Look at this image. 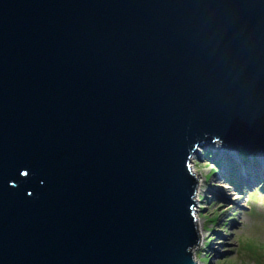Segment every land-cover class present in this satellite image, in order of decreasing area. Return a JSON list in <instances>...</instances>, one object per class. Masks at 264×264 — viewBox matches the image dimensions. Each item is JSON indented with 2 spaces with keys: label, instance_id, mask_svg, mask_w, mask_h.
<instances>
[{
  "label": "water",
  "instance_id": "water-1",
  "mask_svg": "<svg viewBox=\"0 0 264 264\" xmlns=\"http://www.w3.org/2000/svg\"><path fill=\"white\" fill-rule=\"evenodd\" d=\"M213 141L264 155V0H0V264H196Z\"/></svg>",
  "mask_w": 264,
  "mask_h": 264
},
{
  "label": "rangeland",
  "instance_id": "rangeland-1",
  "mask_svg": "<svg viewBox=\"0 0 264 264\" xmlns=\"http://www.w3.org/2000/svg\"><path fill=\"white\" fill-rule=\"evenodd\" d=\"M198 149L191 156L197 179L204 180L195 196L196 223L202 225L193 249L196 264H264V178L242 181L234 192L224 178L233 158L222 153V144L213 141ZM238 155L234 162L247 160L242 150ZM245 168L254 175L250 164Z\"/></svg>",
  "mask_w": 264,
  "mask_h": 264
},
{
  "label": "bare ground",
  "instance_id": "bare-ground-1",
  "mask_svg": "<svg viewBox=\"0 0 264 264\" xmlns=\"http://www.w3.org/2000/svg\"><path fill=\"white\" fill-rule=\"evenodd\" d=\"M201 149V148H200ZM199 152V149L197 150V153ZM196 153H194L192 155V157L195 156ZM226 155L225 156H228L230 155L233 160L231 161V169H230V172H227L226 176H224V178L226 180H228L227 182L230 184L231 186V190L235 192V188L237 186H239L240 182H246V181H253L256 179V177H259L260 178H264V155H261L259 157V160L256 161V159H249L247 158V160L245 161L244 160V163L246 165H249L250 164V167L254 170V175L252 176H249V173L247 175V170H246V165L243 163V162H240V163H237V162H234L235 158H237L236 155H232V154H228V153H225ZM191 157V159H192ZM243 157V156H242ZM241 157V158H242ZM240 158V157H239ZM237 160H239L237 158ZM243 163V164H242ZM261 163V164H260ZM190 171L193 173V174H196L197 173V170H196V166H195V163L193 162V160H190ZM197 175V174H196ZM251 177H254V178H251ZM261 178V179H262ZM198 180V179H197ZM204 182V180H201L199 179L198 182H197V190H196V194L195 196H198V194L201 192V185L202 183ZM235 187V188H234ZM195 201H196V204H197V200L196 198L194 197ZM201 225V224H200ZM202 225L200 226L199 228V225L197 224V231L198 233L200 234V237L202 236Z\"/></svg>",
  "mask_w": 264,
  "mask_h": 264
}]
</instances>
